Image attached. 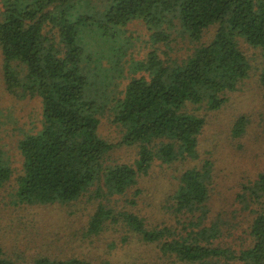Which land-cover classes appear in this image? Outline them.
I'll return each mask as SVG.
<instances>
[{"label":"trees","instance_id":"16d2710c","mask_svg":"<svg viewBox=\"0 0 264 264\" xmlns=\"http://www.w3.org/2000/svg\"><path fill=\"white\" fill-rule=\"evenodd\" d=\"M0 4L5 89L20 99L37 96L42 103L41 129L18 142L22 173L16 178L17 203L67 204L85 194L90 200H108L138 185L156 161L192 159L199 165L183 170L166 191L160 204L163 213L155 224L148 225L138 211L98 202L87 230L98 234L108 226L122 225L137 242L154 246L158 257L171 258V264H264V170L240 184L236 195L242 208L253 213L248 231L252 243L234 249L218 242L223 236L222 218L210 219L208 206L214 165L208 159L198 161V136L205 119L188 110V104L219 109L225 94L249 76L251 65L238 38L261 50L258 79L264 88V0H106L98 19L91 12L73 14L90 0H0ZM172 17L195 41L208 27L216 29L208 42L181 61L166 63L155 51L149 52L136 64L137 71L147 74L131 78L111 104H98L104 78L70 66L86 48L80 25L91 24L113 38L119 27L139 19L155 43H165L169 35L161 27ZM107 107L114 122L125 129L116 143L97 132L98 115ZM246 125V116L239 115L231 136L240 137ZM122 145L138 147L133 164L108 160V153ZM11 175L0 154V185ZM142 193L137 186V199ZM124 242H129L128 236ZM38 263L89 264L75 258ZM0 264H15L1 243Z\"/></svg>","mask_w":264,"mask_h":264},{"label":"rangeland","instance_id":"374dc122","mask_svg":"<svg viewBox=\"0 0 264 264\" xmlns=\"http://www.w3.org/2000/svg\"><path fill=\"white\" fill-rule=\"evenodd\" d=\"M106 0H90L75 10L74 15L92 13L99 18ZM0 4V9H1ZM169 35L167 42L155 43L151 31L139 19L119 27L115 36L103 35L96 26L80 25L85 51L80 59L70 63L85 73L103 77L104 88L98 104L109 102L123 92L127 82L142 74L136 64L155 51L166 63L181 61L195 47L208 42L216 29L204 30L200 41L191 39L180 21L172 17L161 27ZM109 30V29H107ZM99 31L101 32L99 35ZM110 32V30H109ZM108 33V32H107ZM238 45L251 65L249 76L228 92L225 103L216 110L188 104V110L202 116L205 124L198 136V161L211 160L214 165L210 190V219L222 218L223 236L220 241L234 249L252 243L249 226L253 213L242 208L236 195L240 184L253 180L264 170V88L259 83L262 52L238 38ZM0 52V154L8 162L12 175L0 185V243L5 254L15 264H36L40 259L66 261L84 260L89 264H171V258L158 257L156 248L137 242L136 236L122 225H111L98 234L87 230L88 221L98 202L116 209L137 211L155 224L162 216L160 204L166 191L186 168L199 165L196 160L164 164L153 163L148 174L140 177L138 185L122 195L108 200H90L85 194L67 204H20L15 200L16 178L22 173V156L18 142L27 134L36 133L42 126V103L39 97L18 98L5 89ZM245 115L247 125L243 134L234 138L231 129L234 120ZM98 135L109 143L119 142L124 128L114 122L107 107L98 115ZM136 145L114 147L108 153L111 163L133 164L137 158ZM143 189L138 196L134 191ZM130 231V230H129ZM128 232V233H127ZM126 236L129 242H124ZM217 242V241H215ZM39 264V263H38Z\"/></svg>","mask_w":264,"mask_h":264}]
</instances>
